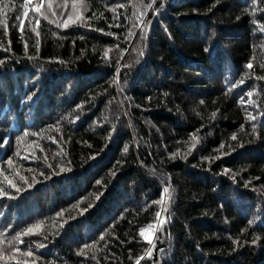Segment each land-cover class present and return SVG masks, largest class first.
<instances>
[{"label":"trees","instance_id":"obj_1","mask_svg":"<svg viewBox=\"0 0 264 264\" xmlns=\"http://www.w3.org/2000/svg\"><path fill=\"white\" fill-rule=\"evenodd\" d=\"M258 77L264 0H0V264H264Z\"/></svg>","mask_w":264,"mask_h":264},{"label":"snow or ice","instance_id":"obj_2","mask_svg":"<svg viewBox=\"0 0 264 264\" xmlns=\"http://www.w3.org/2000/svg\"><path fill=\"white\" fill-rule=\"evenodd\" d=\"M5 7H7V5H5ZM36 11L39 12V11H40V8L37 7V8H36ZM25 15H27V12H25ZM37 25H39V20H37ZM65 26H67V24H65ZM105 55H107V53H105ZM247 67H248L249 69H251V68L253 67V65H252L251 63H249V64L247 65ZM258 78H259V79H264V77H258ZM28 99L31 100L32 97H28ZM213 115H215V113H213ZM232 139H236V137L233 136ZM221 147H223V145H221ZM125 151H127V149H125ZM16 190L19 191V189H16ZM167 191H168V189L165 188V192H167ZM2 195H4V191H3V189H0V196H2ZM159 215H160V213H157V216H159ZM30 232H32V229H31V228H29V229L27 230V232L25 233V235H27V234L30 233ZM140 234H141L142 236H145V232H144V230H142ZM101 238H103V237H101ZM145 239H148V237L145 236ZM148 242L151 243V240H148ZM39 247H44V245H39ZM149 254H151V253H149ZM28 255H32V253L29 252ZM137 264H139V261H137Z\"/></svg>","mask_w":264,"mask_h":264},{"label":"rangeland","instance_id":"obj_3","mask_svg":"<svg viewBox=\"0 0 264 264\" xmlns=\"http://www.w3.org/2000/svg\"><path fill=\"white\" fill-rule=\"evenodd\" d=\"M145 235H147V236H149V238H153L154 236L151 234V231L150 230H147L146 232H145Z\"/></svg>","mask_w":264,"mask_h":264}]
</instances>
